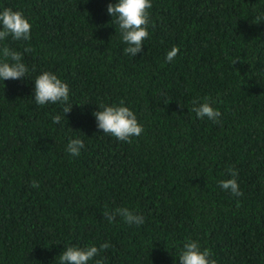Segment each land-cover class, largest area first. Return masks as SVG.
Returning a JSON list of instances; mask_svg holds the SVG:
<instances>
[{"label":"trees","instance_id":"1","mask_svg":"<svg viewBox=\"0 0 264 264\" xmlns=\"http://www.w3.org/2000/svg\"><path fill=\"white\" fill-rule=\"evenodd\" d=\"M117 2L0 0L32 26L29 40L0 42L28 69L0 81V264H59L68 246L105 242L88 264H179L188 239L216 264H264V0H151L136 56L107 13ZM45 71L70 90L57 124L64 104L33 98ZM206 97L219 123L191 111ZM121 101L143 127L130 142L93 115ZM230 166L242 196L219 187ZM117 207L144 223L109 224L103 212Z\"/></svg>","mask_w":264,"mask_h":264},{"label":"clouds","instance_id":"2","mask_svg":"<svg viewBox=\"0 0 264 264\" xmlns=\"http://www.w3.org/2000/svg\"><path fill=\"white\" fill-rule=\"evenodd\" d=\"M152 7L151 0H118L115 4H108L107 13L114 18L115 24L120 29V38L127 47L124 48L126 54L136 56L142 50L145 39L149 37L148 28L150 26L149 9ZM261 18L257 17L259 21ZM113 20V19H112ZM0 42H3L11 36L13 40L27 41L31 38V24L20 11H13L11 8H5L0 11ZM25 52L29 49L25 48ZM179 49L175 46L166 54V61L171 62L178 54ZM28 69L22 62V54L12 50L7 45L0 47V81L19 80L25 78ZM69 88L66 83L62 82L55 74L45 71L38 75L34 80L33 98L38 106L48 103L56 104L60 102L64 104L63 117L55 115L52 117L54 124L60 123L65 119V114L70 112L73 105L67 104L69 100ZM105 106L100 107L93 113L97 129L102 130L106 135L115 137L118 141L130 142L131 137H138L143 132V127L137 122V118L133 111L123 106ZM191 111L195 113L199 119L207 118L214 124L219 123L221 113L214 109L208 102V98L200 103L198 100L192 101ZM84 148L83 141L76 138L70 139L66 145V152L72 157H77ZM230 179L218 182L219 187L223 190L230 191L234 196H242L236 180L238 175L233 167L227 169ZM39 182L33 180L32 187L39 188ZM117 217H120L124 223L128 225H142L144 219L140 215L134 214L127 207H117L112 210H105L103 218L112 224ZM110 244L102 243L99 249L95 246L79 248L76 246H68L59 255V264H88L100 251L107 250ZM212 253L210 249L201 247L197 241L186 240L182 248L178 252L179 264H216L215 259H211ZM95 264H103V259H98Z\"/></svg>","mask_w":264,"mask_h":264}]
</instances>
